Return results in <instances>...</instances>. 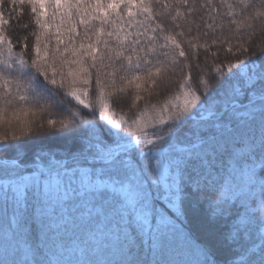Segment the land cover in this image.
<instances>
[{
	"label": "snow or ice",
	"instance_id": "6c2138e0",
	"mask_svg": "<svg viewBox=\"0 0 264 264\" xmlns=\"http://www.w3.org/2000/svg\"><path fill=\"white\" fill-rule=\"evenodd\" d=\"M257 33L264 0H0V264H264Z\"/></svg>",
	"mask_w": 264,
	"mask_h": 264
},
{
	"label": "trees",
	"instance_id": "16d2710c",
	"mask_svg": "<svg viewBox=\"0 0 264 264\" xmlns=\"http://www.w3.org/2000/svg\"><path fill=\"white\" fill-rule=\"evenodd\" d=\"M26 17H25V21H26ZM253 40L255 42V44H259L261 41H264V36H262L260 33H257L256 36L253 37ZM232 43L235 45L236 41L233 40ZM255 44L252 45V47H250V52L252 51V48L255 47ZM224 47H227V45H224ZM259 53H257L258 55ZM170 94V93H169ZM161 99H163V97H161ZM123 110L127 111V105H123ZM113 111H115L117 113V115L122 114L121 112V107L118 106H113ZM129 115H131V113H129Z\"/></svg>",
	"mask_w": 264,
	"mask_h": 264
}]
</instances>
